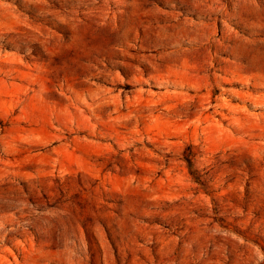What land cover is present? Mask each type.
<instances>
[{
  "label": "rangeland",
  "instance_id": "374dc122",
  "mask_svg": "<svg viewBox=\"0 0 264 264\" xmlns=\"http://www.w3.org/2000/svg\"><path fill=\"white\" fill-rule=\"evenodd\" d=\"M0 264H264V0H0Z\"/></svg>",
  "mask_w": 264,
  "mask_h": 264
}]
</instances>
